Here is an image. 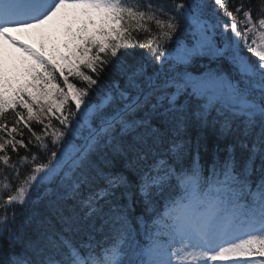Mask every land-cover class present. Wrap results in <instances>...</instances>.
<instances>
[{
  "label": "snow or ice",
  "instance_id": "snow-or-ice-1",
  "mask_svg": "<svg viewBox=\"0 0 264 264\" xmlns=\"http://www.w3.org/2000/svg\"><path fill=\"white\" fill-rule=\"evenodd\" d=\"M209 262L264 264V0H0V264Z\"/></svg>",
  "mask_w": 264,
  "mask_h": 264
},
{
  "label": "trees",
  "instance_id": "trees-1",
  "mask_svg": "<svg viewBox=\"0 0 264 264\" xmlns=\"http://www.w3.org/2000/svg\"><path fill=\"white\" fill-rule=\"evenodd\" d=\"M144 33H140L137 35V39L143 40L144 39ZM36 47V46H35ZM37 49H39V47H36ZM61 52L65 51L63 49V47L59 50ZM128 51H133V49H129ZM135 51L139 54V53H143L145 50L144 49H140L138 46L135 48ZM49 54V53H47ZM205 66V64H203L202 62H200L199 64H196L194 66H190L189 67V71H193V74H198L194 71V68H203ZM72 79V78H70ZM73 83H76L79 87H84L85 85H83L82 83H80L78 80L73 79ZM54 123H56L54 121ZM33 127L39 131L40 130V126L33 124ZM227 141L223 138H219L213 131L212 129H205L204 133H203V140H202V147L200 150V158H201V163H203L205 160L210 159L213 154L217 151V149H223L226 146ZM193 155H195V153H193ZM164 203L165 202H161V207H160V211L161 213L165 210L164 209ZM155 219V217L153 218ZM148 224L151 225L152 221L149 220ZM142 236H143V229L141 230Z\"/></svg>",
  "mask_w": 264,
  "mask_h": 264
},
{
  "label": "rangeland",
  "instance_id": "rangeland-1",
  "mask_svg": "<svg viewBox=\"0 0 264 264\" xmlns=\"http://www.w3.org/2000/svg\"><path fill=\"white\" fill-rule=\"evenodd\" d=\"M25 33H29L30 35H34V36H37L36 37V40H39L40 41V44L43 45L44 49L47 50L50 54H52V51L54 52V41L53 40H50V39H45V38H42L40 33H39V30H29L28 32H24V33H20V34H16L14 33V35H20L21 38L23 39L24 38V35ZM24 40V39H23ZM57 47H59V49L62 47L60 46L58 43L56 45ZM15 55H19L18 53L15 54ZM250 55V54H249ZM254 59V58H253ZM161 228L163 230V225H161ZM211 264V262H210ZM217 264H222V262H217Z\"/></svg>",
  "mask_w": 264,
  "mask_h": 264
},
{
  "label": "bare ground",
  "instance_id": "bare-ground-1",
  "mask_svg": "<svg viewBox=\"0 0 264 264\" xmlns=\"http://www.w3.org/2000/svg\"><path fill=\"white\" fill-rule=\"evenodd\" d=\"M221 263V262H220ZM209 264H210V262H209Z\"/></svg>",
  "mask_w": 264,
  "mask_h": 264
}]
</instances>
